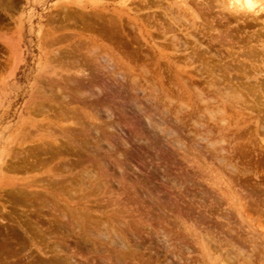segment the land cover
Returning <instances> with one entry per match:
<instances>
[{
	"label": "rangeland",
	"instance_id": "1",
	"mask_svg": "<svg viewBox=\"0 0 264 264\" xmlns=\"http://www.w3.org/2000/svg\"><path fill=\"white\" fill-rule=\"evenodd\" d=\"M219 1L0 0L1 264L45 249L64 264H264V12L241 22ZM95 11L130 56L110 29L114 43L90 37ZM24 190L78 232L4 246L11 222L38 217L9 202Z\"/></svg>",
	"mask_w": 264,
	"mask_h": 264
},
{
	"label": "bare ground",
	"instance_id": "2",
	"mask_svg": "<svg viewBox=\"0 0 264 264\" xmlns=\"http://www.w3.org/2000/svg\"><path fill=\"white\" fill-rule=\"evenodd\" d=\"M184 2V1H183ZM220 3H221V0L219 1ZM224 2L226 3L227 2V6H228V8H229V10H232L233 12H234V14H235V16L233 15L232 17H233V19H235L236 18V20L237 21H241L242 22V20L244 19V17L245 18H247L246 16H249V15H252L253 17L252 18H250V20H252L253 18L255 19V20H257V19H260L259 17H261V14L264 12V5H262L263 3H262V0H224ZM219 3V4H220ZM223 5V4H222ZM104 11V10H103ZM98 12V11H97ZM96 11L95 12H92L91 14H90V12H88L87 14H85V15H83L84 13H82V12H79V15L81 16V15H83V17H80V19H79V21H81L80 22V24H84L83 22H84V20H85V18L84 17H89L90 16V20L89 19H86L85 20V23H86V25H85V27L87 26L88 27V25L89 26H91V24L93 25V28H99V30H100V32H101V34L102 35H100V32L99 31H91L92 33H95L94 35H96V33H98L100 36H102V37H104V38H100L99 37V35H98V37L96 36V38L94 39V37L95 36H93V35H91L90 37L91 38H93V40L95 41H97L98 39L97 38H99V39H105L106 41L108 40L109 41V43L111 42V41H113V40H115V42L117 41L118 43H120V42H122V43H120V44H123V46H124V43L125 44H127L129 47H125L126 48V50L128 49V54H129V56H130V54H132V52H134L132 49L130 50V46H132V43H127L128 41H125L124 43H123V41L121 40V39H123V40H127L126 39V37H125V35H124V38H122V35H120V33H122V31H116L118 28V26H119V23L117 24V22H119L118 20H117V18L116 19H114L115 17H113V16H111L112 18H110V16L108 15V13H106L107 15H108V17L110 18V21L109 20H107V18L105 17V16H103L104 17V20H103V17L102 18H95V17H97L96 15H100L101 14V12L98 14ZM105 12V11H104ZM107 12V11H106ZM82 13V14H81ZM93 13H95V15L93 14ZM97 13V14H96ZM111 13V12H110ZM93 14V16H94V18L96 19V23H101L102 24V27L103 28H101L100 26L99 27H97L98 25H100V24H97V26H94L95 25V21H93L92 19V17H91V15ZM78 15V14H77ZM87 15H89V16H87ZM116 15H117V13H116ZM264 15V14H263ZM118 16H119V14H118ZM117 16V17H118ZM221 16H222V14H221ZM256 16V17H255ZM73 17H76V16H73ZM121 17L122 16H120V19H121ZM225 17V16H224ZM78 18V17H77ZM92 18V19H91ZM119 18V17H118ZM207 19L206 20H208L209 21V19H208V17H206ZM228 18V17H227ZM257 18V19H256ZM55 19V18H54ZM59 19V18H58ZM73 19H76V18H73ZM82 19V20H81ZM94 19V20H95ZM100 20V21H98V20ZM113 19V21H115V23L118 25L116 28V30H114V28H112L111 27V25L113 24V27H114V22L112 23V20ZM119 19V20H120ZM123 19V18H122ZM224 19V18H223ZM253 19V20H254ZM66 20V19H65ZM117 20V21H116ZM206 20H203V21H205L206 22ZM88 21H90L89 23L90 24H88L87 25V22ZM92 21H93V23H92ZM208 21L206 22V23H208ZM243 21H245V20H243ZM258 21V20H257ZM256 21V22H257ZM61 22V21H60ZM74 22V21H73ZM78 22V21H77ZM76 22V23H77ZM211 22H213V20L211 21ZM211 22H209V23H211ZM229 22H231L230 20H229ZM240 22V23H241ZM123 23V22H122ZM125 23V22H124ZM214 23H216V21L214 22ZM210 24V25H212V26H215V24ZM239 23V22H238ZM259 23V22H258ZM261 23V22H260ZM259 23V24H260ZM79 24V25H80ZM111 24V25H110ZM129 24H131V23H129ZM225 24V23H224ZM61 25V24H60ZM220 25V24H219ZM67 26H69V25H67ZM81 26V25H80ZM84 26V25H83ZM212 26H210V27H212ZM82 27V26H81ZM84 27V29H87L88 30V28H89V32H90V30L92 29V26H91V29H90V27H86L85 28ZM125 27V26H124ZM209 26H208V24H207V29L209 30V31H211L209 28H208ZM216 27V29L217 28H220L221 26H219V27H217V26H215ZM231 27V26H230ZM83 28V27H82ZM81 28V29H82ZM95 28V29H96ZM114 30L115 32H120L119 33V35H120V37H121V39H120V37H119V35H117L115 32L113 33L112 32V30ZM126 28V27H125ZM83 29V30H84ZM94 29V30H95ZM102 29V30H101ZM108 29H110V31L112 32V34H113V38H114V36L116 37V38H118V39H120V41H118V39H113L112 40V37H111V32L110 31H108ZM123 29V28H122ZM212 29V28H211ZM97 30V29H96ZM118 30H121L120 28L118 29ZM125 31H126V29H124ZM123 30V31H124ZM213 30H214V27H213ZM221 30V29H220ZM261 30V29H260ZM86 31V30H85ZM125 31L123 32V33H125ZM216 31V30H215ZM217 31H218V29H217ZM87 32V31H86ZM90 32V33H91ZM221 32V31H220ZM228 32H229V30H228ZM237 32V31H236ZM261 32V31H260ZM82 33H83V31H82ZM110 33V34H109ZM219 33V32H218ZM231 33V32H230ZM229 33V34H230ZM241 33V32H240ZM80 34V33H79ZM118 36H116V35ZM211 35V34H210ZM226 35H227V33H226ZM238 35V34H237ZM89 36V35H88ZM93 36V37H92ZM193 36V35H192ZM90 37H89V39H90ZM195 37V36H194ZM215 39L217 38V36L215 37V36H213ZM221 37V36H220ZM227 37V36H226ZM235 37V36H234ZM238 37V36H237ZM255 37V36H254ZM131 38V37H130ZM60 39V38H59ZM129 39V38H128ZM132 39V38H131ZM218 39V38H217ZM216 39V41H218ZM221 39V38H220ZM229 39H231L232 40V38H229ZM228 39V40H229ZM239 39V38H238ZM242 39V38H241ZM240 39V40H241ZM212 40V39H211ZM222 40H223V36H222ZM102 41V40H101ZM198 41V40H197ZM233 41V43H236V42H234V40H232ZM231 41V42H232ZM242 41V40H241ZM241 41H238L237 43H239V42H241ZM111 43H114V41L113 42H111ZM218 43H220V42H218ZM244 43V42H243ZM91 44H93V43H91ZM102 44H105V43H103L102 42ZM231 45H232V43H230ZM95 46H96V44H94ZM109 45V44H108ZM134 45V44H133ZM239 45V44H238ZM120 46H122V45H119L118 44V46L117 47H120ZM122 46V47H123ZM90 47V46H89ZM111 47V46H110ZM121 47V48H122ZM123 47V48H124ZM238 47H240V46H238ZM92 48V47H91ZM125 48H124V50L123 49H121V50H123L124 51V54H123V56L125 55ZM132 48V47H131ZM95 49V48H94ZM111 49V48H110ZM233 49V48H232ZM105 50V49H104ZM112 50V49H111ZM119 50V49H118ZM129 50L130 51H132L131 53L129 52ZM248 50V49H247ZM256 50V49H255ZM259 50V49H258ZM78 51V50H77ZM89 51H91V49H89ZM92 51H93V49H92ZM122 51V52H123ZM230 51H232V50H230ZM236 51V50H235ZM72 52V51H71ZM104 52V51H103ZM112 52H113V50H112ZM111 52V53H112ZM114 52H115V50H114ZM195 52V51H194ZM239 52V51H238ZM246 52H249V51H246ZM86 53V52H85ZM90 53H92V52H90ZM94 54H95V52H93ZM93 53L91 54L92 56H93ZM99 53V52H98ZM106 53V52H105ZM213 53V52H212ZM235 53V52H234ZM240 53H242V52H240ZM250 53H252V52H250ZM257 53V52H256ZM65 54V53H64ZM76 54V53H75ZM108 55H113V54H109V52L107 53ZM229 54H233L232 52H230ZM242 54H245V52L243 51V53ZM247 54V53H246ZM253 54V53H252ZM254 54H255V52H254ZM77 55V54H76ZM98 55V54H97ZM214 56H215V54H213ZM250 55V54H249ZM256 55V54H255ZM254 55V56H255ZM64 56V55H63ZM103 56V55H102ZM105 56V55H104ZM103 56V58H104V60H105V58L106 57H104ZM131 56H134V55H131ZM67 57V56H66ZM87 57V56H86ZM95 57H96V55H95ZM101 56L99 55L98 56V58H100ZM125 57H126V55H125ZM93 58H94V56H93ZM113 58H114V56H113ZM128 58H131V57H128ZM254 58V57H253ZM112 59V58H111ZM86 60V59H85ZM103 60V61H104ZM108 60V59H107ZM235 61V60H234ZM239 61V60H238ZM241 61V60H240ZM104 62H106V60L104 61ZM101 64V63H100ZM241 64V63H240ZM99 67V66H98ZM233 67V66H232ZM241 67V66H240ZM127 69V68H126ZM125 72V71H124ZM128 74V73H127ZM228 74V73H227ZM118 77V76H117ZM228 77V76H227ZM229 82H231V81H229ZM231 84V83H230ZM229 85V84H228ZM218 87V86H217ZM221 87V86H220ZM207 88H208V86H207ZM227 88V87H226ZM211 89H212V87H211ZM228 89V88H227ZM230 89V88H229ZM201 91V90H200ZM204 91V90H203ZM199 93H202V92H199ZM226 93V92H225ZM227 95V94H226ZM209 96V95H208ZM200 98H201V96H200ZM212 98V97H211ZM235 98V97H234ZM209 102V101H208ZM206 111V110H205ZM209 115V114H208ZM81 125H83V124H81ZM57 129V128H56ZM261 138V137H260ZM194 140V139H193ZM261 140V139H260ZM71 142V141H70ZM217 142V141H216ZM53 143H54V139H53ZM72 143V142H71ZM244 144V143H243ZM72 145V144H71ZM38 146H40V145H38ZM37 146V147H38ZM206 147V146H205ZM43 148V147H42ZM41 148V150H43ZM46 148V147H45ZM38 149H39V147H38ZM66 149V148H65ZM203 149V148H202ZM208 149V148H207ZM40 151V150H39ZM45 151H47V150H45ZM72 151V150H71ZM209 151V150H208ZM57 152V151H56ZM59 152V151H58ZM32 154H33V152H31ZM39 154V153H38ZM55 154V153H54ZM60 154V153H59ZM24 156H25V154H24ZM28 157V156H27ZM53 157H54V155H53ZM55 157H56V155H55ZM44 158H46V157H44ZM42 160L43 159H41V162L40 163H42ZM47 160H45V162H46ZM22 162V161H21ZM38 162V161H37ZM28 163V162H27ZM43 163H44V161H43ZM49 163V162H48ZM48 163H46V164H48ZM35 164V163H34ZM73 164V163H72ZM36 165V164H35ZM42 165V164H41ZM57 165H58V162H57ZM66 165V164H65ZM29 166V165H28ZM43 166H44V164H43ZM75 166V165H74ZM14 167V166H13ZM62 167H63V165H62ZM65 167H67V166H65ZM33 168V167H32ZM35 168V167H34ZM43 168V167H42ZM67 169V168H66ZM251 169V168H250ZM51 170V169H50ZM235 171V170H234ZM63 172V171H62ZM81 174V173H80ZM79 174V175H80ZM84 176V175H83ZM60 177V176H59ZM75 177H77V176H75ZM50 178V177H49ZM80 178V177H79ZM58 179V178H57ZM66 179V178H65ZM72 179V178H71ZM83 179V178H82ZM85 179V178H84ZM63 180H64V178H63ZM67 181H69V180H67ZM61 183V182H60ZM73 183V182H72ZM70 181H69V184H67V185H70V184H72ZM76 183H78V182H76ZM48 184V183H47ZM66 184V183H65ZM79 185H80V183H79ZM71 186V185H70ZM76 186H78V185H76ZM64 187H65V185H64ZM74 187V186H73ZM72 187V188H73ZM71 188V189H72ZM61 189H63V186H62V188ZM77 189V188H76ZM65 190V189H64ZM82 190V189H81ZM81 190L79 189V191L81 192ZM14 191V190H13ZM19 191H21V190H19ZM19 191H17V194L16 195H13V193H12V191H10V193H11V196H9V202L10 203H16V204H19V205H26V206H30V208L28 207V211H29V213L30 214H35V215H37L38 217L37 218H34L33 216L32 217H30V218H28V220H26L25 218H27V217H25L24 219V223H22V221L21 222H19V221H16V222H11L10 220H8L9 221V223L11 222V224L9 225V227H7V232H8V235L4 238V242H3V245L4 246H6V247H8V246H11V243H12V240H14L13 239V234L15 235V234H17V235H19V234H22L24 237H26L30 242H32V244H37V242H38V239H40L41 240V242L40 243H42L43 244V241L42 240H44L45 239V237H50L49 239L51 240V237L52 236H54V235H56L55 237H57L58 238V236H60L59 234H60V231H63L62 229H64L66 226H69V225H72V224H69V225H66V223L63 221V219H62V216H63V213H64V211H60L59 209H57L58 208V206L56 207L54 204V207H56L55 209L54 208H50L52 205H50V207H48V205L45 203V201H43V200H39V198H32V197H35V196H37V195H35V196H32L31 198H30V196L28 195V192H27V194H25V192L27 191H22V192H24V194H21V192L19 193ZM255 191V190H254ZM16 192V191H15ZM33 193H34V191H32ZM66 192H70V191H66ZM93 192V191H92ZM10 193L8 192V194L10 195ZM19 193V194H18ZM32 193V194H33ZM41 193V192H40ZM64 193H65V191H64ZM74 193H76V191H74ZM90 193V192H89ZM36 194V193H35ZM38 194V193H37ZM31 195V194H30ZM40 195V194H39ZM74 195V194H73ZM69 196V195H68ZM74 196H76V194L74 195ZM262 196H264V195H262ZM40 197H42V196H40ZM54 197V196H53ZM44 198H45V195H44ZM43 197H42V199H44ZM75 198V197H74ZM83 198V197H82ZM250 198V197H249ZM264 198V197H263ZM45 199H47V198H45ZM50 200V199H49ZM48 200V201H49ZM34 201H36L37 203H39L38 205H40V206H38L37 207V204L36 203H34ZM50 201H52V199L50 200ZM55 201H57V200H55ZM53 202V201H52ZM51 202V203H52ZM50 203V202H49ZM55 203V202H54ZM36 204V205H35ZM56 204H57V202H56ZM58 205V204H57ZM13 206V205H12ZM16 206V205H15ZM97 206V205H96ZM53 207V206H52ZM60 207H61V205H60ZM65 207V206H64ZM6 208V207H5ZM16 208H19V207H16ZM62 208V207H61ZM48 210L49 211V213H45V214H43L44 212H43V210ZM57 209V212H61L62 213V216L61 215H59L58 213L57 214H55L54 212H55V210ZM68 209V208H67ZM2 210V209H1ZM5 210H7V209H5ZM62 210H65L64 208L62 209ZM73 210V209H72ZM71 210V211H72ZM12 211V210H11ZM11 211H8L9 212V214H12L11 213ZM27 211V212H28ZM68 211V210H67ZM21 212H23V211H21ZM20 212V213H21ZM26 212V213H27ZM43 212V213H42ZM73 212H74V210H73ZM23 213H25V212H23ZM23 213H22V215H23ZM52 214V213H54L55 215H52V216H48V214ZM66 213V215L65 216H63V218L65 217V218H67L66 216H67V213L68 212H65ZM83 213V212H82ZM87 213V212H86ZM85 213V214H86ZM1 214V213H0ZM50 214V215H51ZM72 214V213H71ZM74 214H75V212H74ZM27 215V214H26ZM25 215V216H26ZM41 215H43V217L45 216V219H46V221H48L49 223V225L47 224V226L45 225V222L44 221H41V219H40V217H41ZM57 215H59V216H61V218H59L60 220L62 219V221L65 223H63V222H60V221H58V216ZM82 215H84V214H82ZM95 215V214H94ZM72 216V215H71ZM86 216V215H85ZM90 216V215H89ZM97 216H99V215H97ZM15 217V216H14ZM68 217H69V215H68ZM84 217V216H83ZM90 217H92V216H90ZM10 218H12L11 216H10ZM64 218V219H65ZM74 218H75V216H74ZM74 218H71V219H73L72 221H75V223H76V221L78 220V218H77V220L75 219L74 220ZM85 218H88L87 216L85 217ZM44 219V218H43ZM68 220H70V221H67V223L68 222H72L71 221V219L70 218H67ZM66 219V220H67ZM83 219V218H82ZM81 219V220H82ZM17 220V219H16ZM65 220V221H66ZM80 220V219H79ZM80 220V221H81ZM89 220H92L91 222H93V224L95 223L94 222V220L93 219H89ZM102 220V219H101ZM15 221V220H14ZM79 221V222H80ZM83 221H85V219L83 220ZM96 221H98L97 219H96ZM79 222H78V224H79ZM101 223V221L99 222V224ZM104 223V222H103ZM84 224H85V222H84ZM98 223H96L95 225H97ZM110 224V223H109ZM86 225H88L87 223H86ZM100 225H102V224H100ZM105 225V224H104ZM43 226V227H42ZM46 226V227H45ZM73 227H74V222H73V225H72ZM76 226H78L77 224L75 225V227ZM79 226H80V224H79ZM84 226V225H83ZM99 226V225H98ZM97 226V227H98ZM103 226V225H102ZM45 227V228H44ZM74 227V228H75ZM87 228H88V226H86ZM96 227V226H95ZM5 229H6V227H4ZM74 228H69L70 230L71 229H73L74 230ZM77 228V227H76ZM75 228V230L78 232V228L76 229ZM80 228H81V226H80ZM79 228V229H80ZM83 228V227H82ZM82 228H81V230H82ZM102 228V227H101ZM84 229L85 230H89V228L88 229H86L85 227H84ZM98 229V228H97ZM72 230V231H73ZM68 231L69 230H67V233H68ZM63 232H65V231H63ZM71 232V231H70ZM59 233V234H58ZM72 233H74V231L72 232ZM87 233V232H86ZM107 233V232H106ZM131 233V232H130ZM62 234V233H61ZM64 234V233H63ZM74 234H76V233H74ZM78 234L79 233H77L76 234V237H78ZM90 234H92V231L90 232ZM100 235L102 234L101 232L99 233ZM80 236H81V234H79ZM96 235H98V234H96ZM112 235H114V234H112ZM116 235V234H115ZM114 235V236H115ZM62 236V235H61ZM64 236H65V234H64ZM63 236V237H64ZM73 236H75V235H73ZM85 236V235H84ZM84 236H82V239L83 240H85V238H84ZM102 236V235H101ZM67 237V236H66ZM71 239H72V237L71 236H69ZM86 238H87V236H85ZM99 236H97V238H98ZM115 237H118V236H115ZM79 238V237H78ZM77 238V239H78ZM67 239V238H66ZM82 239H80V240H82ZM115 239V238H114ZM117 239V238H116ZM39 240V241H40ZM47 240V239H46ZM50 240H48L47 242H49L50 243ZM112 240V239H111ZM110 240V241H111ZM54 241V240H53ZM55 241H57V240H55ZM85 241H87V240H85ZM85 241H83V242H85ZM113 241V240H112ZM111 241V243H113V242H115V241H113L112 242ZM46 242V241H45ZM52 242V241H51ZM58 242V241H57ZM81 242V241H80ZM80 242L79 241H77V245H78V248H79V250H80V252H79V256H80V253L82 252L83 253V251H84V246H87V245H82V244H80ZM60 243H64V242H60ZM59 242L57 243V246H58V244H60ZM75 243V242H74ZM110 243V244H111ZM117 243V242H116ZM116 243L114 244V245H116ZM122 244V246L123 245H125V244H123V242H121ZM48 244V243H47ZM51 244V246H53L52 247V249L55 247H57V246H55V245H52V243H50ZM54 244V243H53ZM68 244V243H67ZM104 244V243H103ZM118 244H120V243H118ZM117 244V245H118ZM44 245V248L43 249H45V247L47 246H45V243L43 244ZM61 245V244H60ZM64 245V244H63ZM69 245V244H68ZM102 245V244H101ZM29 246V245H28ZM31 246H33V247H36V246H34V245H31ZM31 246H29V247H27V248H31ZM49 246V245H48ZM48 246H47V248H48ZM76 246V245H75ZM121 246V247H122ZM16 247H18V246H16ZM113 247V246H112ZM116 247H118L119 248V245L118 246H116ZM126 247V246H125ZM125 247H122V248H124V249H126ZM132 247V246H131ZM37 248V247H36ZM58 248V250H61V247L59 246V247H57ZM71 248V247H70ZM29 249H25V251H23V254H24V252H26V250H29ZM35 249V248H34ZM40 249V248H39ZM75 249H77V248H74V250ZM102 249V248H101ZM119 249H121V248H119ZM48 251H49V249H47ZM46 249H45V251L43 250V257H45L44 255H48V258L47 259H40V258H38V257H36V255H35V252L34 253H28V251H27V255H24V256H22V258H20V259H18L17 260V262H12V261H7L8 260V258L6 257L5 258V264H36V263H38L39 261L40 262H42L43 264H64L63 263V261L61 260V258H64L61 254H59V255H61L62 257L60 258L57 254H56V252H57V250H56V252L55 253H52V254H50L48 251H47ZM67 250V249H66ZM65 250V251H66ZM78 250V251H79ZM89 251H90V249H88ZM96 250V249H95ZM118 250V249H117ZM38 251V250H37ZM41 252H42V249L40 250ZM50 251H51V249H50ZM64 251V250H63ZM94 251V250H93ZM102 251H103V249H102ZM111 251V250H110ZM115 251V250H114ZM127 251V250H126ZM31 252V251H30ZM39 252V251H38ZM61 252V251H60ZM87 252V251H86ZM92 252V251H91ZM138 252V251H137ZM99 253V252H98ZM111 253V252H110ZM38 254V253H37ZM40 254V253H39ZM75 254H77V251L75 252ZM111 254H113V253H111ZM123 254H124V252H123ZM73 255V254H72ZM99 255V254H98ZM5 256V255H4ZM3 256V257H4ZM78 256V258H80ZM114 256H117V258H118V255H114ZM66 257H67V255H66ZM66 257H65V260L66 261H68V259H66ZM76 257V256H75ZM94 257V256H93ZM98 257V256H97ZM124 257V256H123ZM122 257V258H123ZM14 258H16V257H14ZM68 258V257H67ZM100 258H101V256H100ZM99 258V259H100ZM103 258V257H102ZM10 259V258H9ZM12 259H13V257H12ZM87 259V258H86ZM105 259V258H104ZM103 259V260H104ZM119 259V258H118ZM15 260V259H14ZM71 260H73V259H71ZM76 260V259H75ZM92 261V260H91ZM94 261V260H93ZM101 261V260H100ZM118 261V260H117ZM124 261V260H123ZM69 262V261H68ZM68 262H66V264L68 263ZM76 262V261H75ZM97 262H99V261H97ZM94 263H96V262H94ZM115 263V262H114ZM113 263V264H114ZM120 263V262H119ZM119 263H117V264H119ZM133 263V262H132ZM1 264V263H0ZM4 264V263H3ZM73 264H74V262H73ZM81 264V263H80ZM91 264V263H90ZM93 264V263H92Z\"/></svg>",
	"mask_w": 264,
	"mask_h": 264
}]
</instances>
